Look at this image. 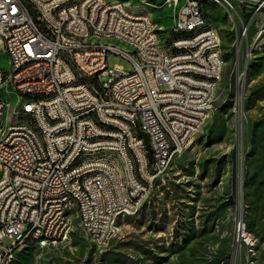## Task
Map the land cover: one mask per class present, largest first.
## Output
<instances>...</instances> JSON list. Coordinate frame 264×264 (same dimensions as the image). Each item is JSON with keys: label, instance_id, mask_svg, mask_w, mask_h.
Here are the masks:
<instances>
[{"label": "built area", "instance_id": "obj_1", "mask_svg": "<svg viewBox=\"0 0 264 264\" xmlns=\"http://www.w3.org/2000/svg\"><path fill=\"white\" fill-rule=\"evenodd\" d=\"M252 1H260L254 12L264 10V0L217 4L228 14L235 40L245 39L247 28L237 20V30L236 9ZM205 2L185 0L174 15L179 28H170L171 34L200 24ZM86 33L123 37L138 45L140 56L86 41ZM170 42L171 48L197 47V55L162 54L150 38L148 13L129 15L125 4L111 0H74L70 8H63V0H0L1 52L9 58L8 68L0 67V264L25 241L35 240L37 249L64 242L73 213L60 217L62 205L81 214V229L103 249L115 235L120 206L147 202L167 162L183 152L213 110L210 99L222 58L214 29L199 32L196 41ZM109 54L128 59L134 68L109 67ZM200 74L211 75V82H200ZM111 80H118V88H111ZM1 92L17 95L14 115L37 116L43 142L35 141L25 123L2 122L9 101L1 100ZM42 92H54V99H42ZM73 111H80V120H72ZM89 112L114 124V131L103 132ZM46 116H56V123H46ZM63 127L71 128V136H57ZM89 134L103 135V142H89ZM86 149H122L125 162L118 168L127 172L129 194L121 193L117 168L106 161L65 171V164ZM126 149L137 152V174L129 172ZM81 172H89L87 182H80ZM69 194H76V202H68ZM5 236L12 240L9 247L2 243Z\"/></svg>", "mask_w": 264, "mask_h": 264}, {"label": "rangeland", "instance_id": "obj_2", "mask_svg": "<svg viewBox=\"0 0 264 264\" xmlns=\"http://www.w3.org/2000/svg\"><path fill=\"white\" fill-rule=\"evenodd\" d=\"M118 1L133 9L151 3L146 12L162 44L169 46L176 12L172 0L170 5L168 0ZM203 9L219 38L221 75L213 110L183 152L159 175L146 202L161 208L164 228L157 230L161 221L149 216L145 223H138L135 213L144 201L135 211L118 217L115 235L100 249L81 229L72 210V229L64 242L47 249L25 244L13 264H264V10L236 9L237 30L238 21L247 28L245 39L235 40L223 8L207 3ZM1 51L0 45V67L8 68L9 58ZM107 64L121 65L126 71L134 68L115 54L108 55ZM1 97L9 101L6 122H19L13 117L19 107L17 95L1 93ZM161 186L171 192L167 198L157 193ZM11 242L7 236L2 240L7 247Z\"/></svg>", "mask_w": 264, "mask_h": 264}, {"label": "bare ground", "instance_id": "obj_3", "mask_svg": "<svg viewBox=\"0 0 264 264\" xmlns=\"http://www.w3.org/2000/svg\"><path fill=\"white\" fill-rule=\"evenodd\" d=\"M185 0H172L174 6L176 7V12L180 10ZM112 2L123 4L118 0H112ZM207 2L217 5L218 3H228L230 7H237L238 0H207ZM74 4V0H63V8H70L71 5ZM170 5V1H169ZM253 9L260 8V1H252V4H247L244 7L245 9ZM125 12L129 15H144L148 12L144 13H133L129 8L125 5ZM148 21L150 22V38L155 40V46L159 48L162 54H169V56H177V55H185V56H196L197 55V47L190 48H171V42H169V46L166 48L159 37L158 29L148 13ZM179 28V19H173V25L171 30H178ZM209 29H213L208 25V21L206 18L200 19V24L192 25V29L188 32H184L175 38H172V43H179L185 41H196L199 38V32L208 33ZM173 37V36H172ZM86 41H90L91 43H101L108 44V46L113 47L116 50H120L124 54H131L132 56H140V48L136 44H131L129 40L123 37H116L113 35H103L98 33H86ZM222 68V60L220 59L217 64V83L213 86L210 106L214 108V100H215V91L217 88V84L220 80ZM200 82L209 83L211 82V75L208 74H200ZM111 88H118V80H111ZM1 93H10V92H1ZM42 99L51 100L54 99V92H42ZM1 100H6L1 97ZM7 115H2V122L7 123ZM13 117H18L19 122L17 123H25V129L28 130L35 138L36 142L44 141V131L40 124L37 122V116L33 114H23V115H14ZM72 120H80V111L72 112ZM89 120L92 123H101V130L105 133H112L114 131V124L102 123V116L98 114V112H89ZM46 123H56V116H46ZM57 136L59 137H69L71 136V128L63 127L57 128ZM89 142L94 143H102L103 135L101 134H89ZM126 158L129 161V172L130 174L138 173V163L135 159H137V152L135 149H126ZM106 165L110 168L116 169V177L117 184L119 185V190L122 194L130 193V185L127 181V172L124 168H118V162H125V155H122V149H86L85 153H79L71 158V163L65 164V171H75V167H82L87 165L88 163H100L105 162ZM171 162H167V168ZM3 177V165L0 163V179ZM89 180V172H81L80 173V182H87ZM155 188V187H154ZM68 202H76V194L68 195ZM144 201H137L136 206L132 207L130 205H122L120 206L121 214H129L135 211ZM144 204V203H143ZM72 213V206L70 205H62L60 210V217H70ZM78 219L81 222V214H76ZM72 217V216H71ZM71 219V218H70ZM34 243L35 240H28L23 243V245L27 243ZM22 245V246H23ZM19 249V248H18ZM18 251V250H17ZM16 253H12L9 260H7V264H13L15 260Z\"/></svg>", "mask_w": 264, "mask_h": 264}, {"label": "trees", "instance_id": "obj_4", "mask_svg": "<svg viewBox=\"0 0 264 264\" xmlns=\"http://www.w3.org/2000/svg\"><path fill=\"white\" fill-rule=\"evenodd\" d=\"M211 4V3H209V2H205L204 3V5H206V4ZM204 10V9H203ZM204 14H205V11H204ZM183 35H187V34H184V33H182ZM179 35H181V34H171V36L169 37V41H170V39H172V38H175V37H177V36H179ZM173 36V37H172ZM159 181V179H157V181H156V184H157V182ZM164 187L165 186H161L160 188H159V190H158V192L157 193H161V194H165V196H166V198L169 196V194L171 193H169V191H165L164 190ZM171 189V188H170ZM155 195V194H154ZM160 209V210H159ZM163 212H165V214H164V217H165V220L167 219V216H165L166 215V211H164L163 210ZM135 214H137L138 215V217L139 218H136V220L138 221V223L139 224H143V223H145L146 221H147V217L149 216L150 217V219L151 220H154V219H159L158 220V222L159 221H161L160 222V224L161 225H157L156 224V229L157 230H162L163 228H164V226H163V223H164V220H162V218H163V213H162V210H161V208H157V207H155V205H152V206H150V204H149V202L148 203H144L143 204V206L141 207V209L137 212V213H135ZM127 217H129V216H127ZM155 221V220H154ZM153 222V221H152ZM154 223V222H153ZM31 243V242H30ZM28 244V243H27ZM34 244V243H33Z\"/></svg>", "mask_w": 264, "mask_h": 264}, {"label": "crops", "instance_id": "obj_5", "mask_svg": "<svg viewBox=\"0 0 264 264\" xmlns=\"http://www.w3.org/2000/svg\"><path fill=\"white\" fill-rule=\"evenodd\" d=\"M148 4H151V3L145 2L143 5L136 6V9H133L130 6H128V8L130 7L131 9L129 10H131L132 12L134 11L133 13H144L146 12V10H148Z\"/></svg>", "mask_w": 264, "mask_h": 264}, {"label": "water", "instance_id": "obj_6", "mask_svg": "<svg viewBox=\"0 0 264 264\" xmlns=\"http://www.w3.org/2000/svg\"><path fill=\"white\" fill-rule=\"evenodd\" d=\"M236 107H237V102L235 103V110H236ZM235 134H237V122H236V120H235ZM240 175H241V173H240Z\"/></svg>", "mask_w": 264, "mask_h": 264}]
</instances>
